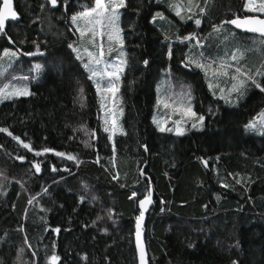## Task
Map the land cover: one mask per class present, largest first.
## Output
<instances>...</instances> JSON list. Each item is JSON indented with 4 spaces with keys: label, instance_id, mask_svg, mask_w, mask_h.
I'll list each match as a JSON object with an SVG mask.
<instances>
[{
    "label": "trees",
    "instance_id": "16d2710c",
    "mask_svg": "<svg viewBox=\"0 0 264 264\" xmlns=\"http://www.w3.org/2000/svg\"><path fill=\"white\" fill-rule=\"evenodd\" d=\"M71 2L75 8L82 9L91 5L93 0ZM126 3L127 8L121 9V12L125 17H132L136 27L131 35L126 34L125 40L131 67L127 69L121 85L124 116L120 121L128 135L115 137L119 181L113 180L109 174L114 171L109 162L111 145L102 130L95 89L86 80V74L81 85L85 89V108L81 110L77 105L75 115L69 113V119L63 114L55 117L49 115L53 111V98H50L49 93L56 89L45 78L30 84L35 96L0 102V126L8 127L24 142L31 143L34 150L51 147L78 155L82 161L77 167L74 162L62 160L51 153L35 157L11 137L0 133V170L8 178L0 181V191L5 193L0 195V236L7 230L9 237L8 243L0 242V260L4 264H12L16 247L22 246L26 235L32 249L38 250L39 264H45V251L48 250L50 254L52 241L57 244L56 251L61 257V264H100L105 252L112 257L113 264H137L134 236L130 235V230L134 233V215L138 209L128 197L133 187L138 193H143L145 182L150 180L153 204L146 213L144 226L150 264H226L228 253L222 251L221 246L227 247L229 238L233 244L240 241L242 251L239 255L243 264H264V137L253 136L244 129V125L264 109V94L253 89L235 108L222 101H212L203 74L198 69L189 71L180 67L179 49L183 46L176 44V57L171 62L167 61L162 54L159 25L154 28L146 21L144 14L137 17L132 9L143 5L145 14L149 6L154 11H162L167 17L163 22L164 29H170L172 33H176L177 26L184 35L191 31L198 33V29L191 22L187 27L180 24L166 7V0L160 7H156V0H126ZM242 3L243 0H215L212 16L218 22L233 13L251 15L243 11ZM37 4L38 0H14V9L27 24L28 8L36 9ZM211 22L206 20L202 24L199 29L202 35L211 33ZM128 25L129 22L125 20L126 33ZM66 27L68 24L64 20L53 18L51 31L48 32L49 22L45 19L44 28L48 32L50 45L60 48L62 42L65 45L71 42L68 37L76 39L71 33L65 32ZM226 29L230 28L227 26ZM17 33L18 28L9 24L8 34L16 39ZM236 34L239 35H235L237 39L233 42L234 46L245 47L243 42L249 39L240 37L245 34ZM19 35L22 37L24 33L20 31ZM212 36V46L218 48L219 43ZM32 37L35 38V33ZM255 40L254 45L257 47L249 45L254 51L247 52L248 64L264 60V50L258 49L264 45L260 39ZM3 47L12 46L8 45L6 38L0 37V51ZM25 48L35 50L31 43L21 46L22 51ZM63 50L67 51L66 48ZM142 58L150 60V67L144 68L142 63H137ZM36 63L44 64L45 61L39 56L17 58L14 63L18 70L17 76L29 75V69ZM169 64L172 73L192 85L197 111L201 110V106L206 111L209 102L213 109L216 106V115L207 117L208 126L204 131H189L183 137L155 132L151 121L155 84ZM77 79L79 77H72L73 84ZM60 96L59 106L67 102V107L71 109L72 96L67 85ZM82 124L89 131L99 129L97 139L90 141L93 145L91 148H85L83 143L89 137L77 131ZM141 142L150 147L149 152L143 151L139 146ZM18 155L26 159L23 162L15 159ZM97 156L100 157L99 163L94 162ZM198 157L207 160L209 168H204ZM34 161L41 162L40 174L31 168V162ZM53 164L70 168L72 174L51 172ZM214 166L218 171L211 170ZM105 168L109 171L106 172ZM137 169L145 175L141 177ZM228 173L251 179L247 194H243L241 186L234 185ZM221 178L234 187L227 190L220 188ZM54 179L58 183H53ZM121 184L127 186L122 188ZM85 185L98 200L82 207L77 205L74 213L72 208L76 196L83 192ZM44 188H50L51 191L43 195ZM216 195H221L219 202L215 199ZM32 196H37L38 205L27 204ZM162 200L165 202L163 205ZM101 205L112 209L113 220L107 222L108 235L94 241V230L84 229L82 225L85 221L91 223L95 219L94 210L99 211ZM204 205L208 206L207 209ZM161 207L164 208L163 212ZM41 208L47 211L42 212ZM45 222L53 227L70 228L71 231H62L59 236L49 234L44 232ZM21 225L25 228L24 232L17 231ZM186 238L195 243L194 249L186 247ZM105 241L113 245L110 251L105 247ZM83 255H87V262L81 259ZM29 256L31 252L24 259L27 260Z\"/></svg>",
    "mask_w": 264,
    "mask_h": 264
},
{
    "label": "snow or ice",
    "instance_id": "6c2138e0",
    "mask_svg": "<svg viewBox=\"0 0 264 264\" xmlns=\"http://www.w3.org/2000/svg\"><path fill=\"white\" fill-rule=\"evenodd\" d=\"M162 3L163 0H156V7H160ZM166 7L169 12L175 15L179 23L185 25V27L191 22L196 29H201L202 24L206 20H210L212 22L210 23L211 33L209 36L215 34L218 38L223 35L224 40L227 41L228 36L225 34V29L230 25L234 29L256 34L262 45H264V0H243V11L251 15L241 16L238 13H233L230 17L225 16L219 19L218 22L212 16L215 0H187V3H184V0H169ZM126 8V0H93L91 5L82 9L75 8L71 0H38L36 9L28 8L29 21L25 24L22 16L14 9L13 0H2V4H0V37L6 38L8 45L12 46L11 48L3 47L2 51H0V69L4 70L0 72V76H3L7 68L12 66L13 61L21 56H39L45 61L44 64H33L29 69V75L12 76L13 80L25 83L19 85L5 84L3 87H0V102L35 96L36 93L30 90L28 84L39 82L42 78H45L46 82H50L56 89L55 92L49 93L50 98H53V111L49 115L55 117L57 114H63L66 119H69L71 118L69 113L75 115L77 105L81 110L85 108V89L81 85L85 79V74H87L86 80L91 81L95 87L96 95L100 99V109L105 112L102 118V130L107 134V142L111 145L109 162L112 169H114L109 174L117 182L119 181V168L116 162L118 147L115 137L117 135H128L120 121V118L124 116L121 83L126 78L127 69L131 67V61L126 52L125 40L126 34L131 35L136 27V22L132 17H125L124 13L121 12V9ZM132 10L137 17L144 14L146 21L152 24L154 28L159 25L161 29L162 54L167 61L171 62L176 57L177 52L174 51L176 44L183 46L179 49L180 67L186 68L189 71L198 69L203 74L212 101H223L225 105L235 108L239 106L241 100L253 89L264 94V60L248 64L245 55L246 52L254 51V49L242 50L238 46L237 50L231 52V55L225 53V56L217 58L206 56L204 52L205 38H202L197 32L191 31L187 35H184L179 26H177L176 33H172L170 29H164L163 22L167 20L166 15L162 11H154L151 6L147 8L146 14L144 13L143 5H138ZM69 13L71 14L69 15ZM53 18L57 21L64 20L68 24L65 32L71 33L76 39L72 40L71 37H68L67 39L71 42H67L66 45L62 42L60 48L50 45V42L47 40V34L51 31ZM45 19L49 22L48 32L44 28ZM125 20L129 22L127 33L124 27ZM9 24L12 27L18 28L16 39H13L8 34ZM231 30L228 29V32H231ZM20 31L24 33L22 37L19 35ZM33 33H35V38L32 37ZM52 34L62 35L59 33ZM105 37L106 48L103 40ZM193 41H195V44H193ZM28 43H31L35 49L34 51L28 48H25L23 51L21 50V46ZM89 47L93 50H89ZM65 48L67 51L63 50ZM184 48H187V51H184ZM96 49L98 51H95ZM82 51L87 55L86 62ZM238 52L239 55L237 54ZM137 63H142L144 68L150 67L149 59L142 58ZM166 72L170 74V64ZM73 76L79 77L75 84L72 82ZM65 85H67L72 96L71 103L73 107L71 109L67 107V102L63 106H59V102L62 99L60 92ZM193 91L191 87H188L182 88L179 93H174L171 91V82H164L161 90L157 93L152 118L155 132L161 135L171 134L176 137H183L189 131H204L208 126L207 117L215 116L216 112L211 102H209L206 111L203 110V106H201L200 111H197L195 105L196 98ZM109 103L111 107H108ZM161 108L166 111L163 116H159L158 118ZM244 129L246 132H255L264 136V109L257 116L252 117L244 125ZM98 130L89 131L83 127V124L77 130L84 132L89 137V140L83 141L85 148L93 146L90 141L97 139ZM0 133L11 137L16 144L27 149L28 152H32L35 157L51 153L62 160L74 162L77 167L82 163L78 155L57 151L51 147L34 150L31 143L24 142L6 126H0ZM139 146L143 148L144 152L150 151V147L143 142ZM15 159L23 162L26 157L18 155ZM197 159L204 168H209L207 160L200 157ZM94 162L99 163L100 157L97 156ZM31 168L35 169L36 174H40L42 171L41 162H31ZM211 170L214 172L218 171L215 166ZM105 171L108 172L109 169L105 168ZM137 171L140 172L141 177L145 175L140 169H137ZM51 172H68L72 174L70 168H60L55 164L51 167ZM227 175L232 177L234 185H239L243 188V194L248 193L249 185L252 183L250 178L238 176L235 173H228ZM7 179L4 171L0 170V181ZM60 179L63 180V176ZM53 183H58V181L54 179ZM145 183L146 187L143 193H138L133 187L131 195L128 197L138 209L137 214L134 215V233L130 230V235L134 236L137 264H150L147 259V248L144 242V223L146 213L153 204V188L150 180H147ZM234 185L223 182V178H221L219 187L227 190L234 187ZM120 186L124 188L127 185L121 184ZM21 187H23V184H21ZM50 191V188H44L43 195L48 194ZM0 195H5V193L0 191ZM221 195L215 196L217 202L220 201ZM97 200L98 197L95 194H91L85 185L83 186V192L76 196L72 211L76 212L77 205L82 207L86 203H95ZM164 203L162 200L161 205ZM27 204L38 205L39 200L37 196H32L28 199ZM204 207L207 209L208 206L204 205ZM40 210L42 212L47 211L44 208ZM160 210L163 212L164 208L161 207ZM94 215L95 219H92L91 223L85 221L82 227L94 230L92 239L99 241L108 235L107 222L113 220V211L110 207L101 205L99 211L94 210ZM26 216L27 211L25 212V218ZM17 231L24 232V226L21 225ZM62 231L69 232L71 229L63 226L53 227L45 222L44 232L59 236ZM8 239V232L5 230L4 235L0 236V242L8 243ZM184 243L189 249H194L196 246L188 238H186ZM105 247L110 251L113 245L107 244L105 241ZM221 247L222 251L228 253L226 264H243L239 255V252L242 251L240 241L237 240L233 244L229 238L228 246ZM56 249L57 244L55 241H52L50 244V254L48 250L45 251V264H61V257L57 254ZM233 249L236 251L233 252ZM29 252H31V256L25 260L24 257ZM81 259L86 262L88 261L87 255L81 256ZM0 264H4V261L0 260ZM12 264H39L38 250L32 249L31 241L26 235L22 246L16 247ZM100 264H113L112 257L105 252L101 257Z\"/></svg>",
    "mask_w": 264,
    "mask_h": 264
},
{
    "label": "rangeland",
    "instance_id": "374dc122",
    "mask_svg": "<svg viewBox=\"0 0 264 264\" xmlns=\"http://www.w3.org/2000/svg\"><path fill=\"white\" fill-rule=\"evenodd\" d=\"M166 2L168 3L169 0H166ZM184 2H185V0H184ZM186 3H187V0H186ZM226 31H228V29H225V34H227V36H228V40L227 41L224 40V36L223 35L219 36L218 38H217V36L215 34H214L215 36L214 35L212 36L219 43V47L218 48H215V47L212 46V43L210 41L209 33H206V34L202 35V31H200L198 29L199 35L202 38H205V48H204V52H205V55L206 56H210V57H213V58L223 57V56H225V53H228V55H231V52L232 51L237 50V47L234 46V43L233 42L236 41L237 38H235V35H239V34H236L238 32H236L233 29L231 30V32H226ZM240 37H243V39H246V40L249 39L248 41H246V42L244 41L243 42L244 45H245V47L244 46H240L239 47L240 49H242V50L243 49H251L249 47V45H251L253 47H257V46L254 45V41H256L255 39H259V37L247 36V35H245V36L240 35ZM103 40L105 42V48H106V37L103 38ZM193 44H195V41H193ZM258 49H259V51H263L264 50V46L263 47H258ZM89 50H93V49H91V47H89ZM95 51H98V49H96ZM237 54L239 55V52ZM82 55L85 56V62H86L87 61V55H86V53H84L82 51ZM107 55L108 54L106 52V56ZM245 55L247 57V62H248L249 54L246 52ZM14 63H15V60L13 61L12 66L7 68V71L4 73V75L3 76H0V84H1L0 86L1 87H3L5 84H16V85H19V84L25 83L23 81L13 80L12 79V76H17L16 71H18L17 69H15ZM3 71H4L3 69H0V72H3ZM17 77H19V76H17ZM165 81H170L171 82V91L174 92V93H179L182 90V88L192 87L191 84H189L186 81H184V78L180 77L179 75L174 74L172 72H170V74H168L165 71L159 77V79L157 80V82L155 84V102H156V98H157V93H158V91L161 90V86L164 84ZM31 83L28 84V87L29 88H30V84ZM121 85H122V83H121ZM94 89H95V87H94ZM95 92H96V90H95ZM247 96L243 100H241V102H243L247 98ZM98 103H99V111H100V120L102 122V118L105 115V112L100 109V99L99 98H98ZM108 107H111V104L110 103L108 104ZM154 107H155V104H154ZM215 108H216V106L214 107V109ZM165 111L166 110H164V109L161 108L160 109V112L158 114V118H159V116H163L165 114ZM153 113H154V110H153ZM153 113H152L151 121H152V118H153ZM247 133L248 134H251L253 136H257V137H264V136L259 135L258 133H255V132H247Z\"/></svg>",
    "mask_w": 264,
    "mask_h": 264
},
{
    "label": "water",
    "instance_id": "95a60500",
    "mask_svg": "<svg viewBox=\"0 0 264 264\" xmlns=\"http://www.w3.org/2000/svg\"><path fill=\"white\" fill-rule=\"evenodd\" d=\"M0 4H2V0H1V3H0ZM13 4H14V0H13ZM229 27H230L231 29L235 30L236 32L243 33V34H245V35H249V36H255V37H258L256 34H253V33H246V32H243V31H241V30L234 29V28H232V26H230V25H229ZM145 220H146V217H145ZM144 226H145V223H144ZM144 242H145V233H144ZM145 245H146V242H145ZM146 248H147V246H146ZM147 259H148V253H147Z\"/></svg>",
    "mask_w": 264,
    "mask_h": 264
},
{
    "label": "bare ground",
    "instance_id": "6f19581e",
    "mask_svg": "<svg viewBox=\"0 0 264 264\" xmlns=\"http://www.w3.org/2000/svg\"><path fill=\"white\" fill-rule=\"evenodd\" d=\"M229 27V26H228ZM243 34V33H242Z\"/></svg>",
    "mask_w": 264,
    "mask_h": 264
}]
</instances>
